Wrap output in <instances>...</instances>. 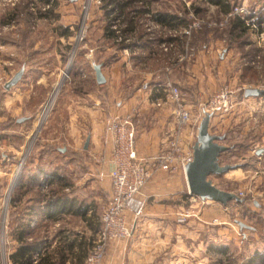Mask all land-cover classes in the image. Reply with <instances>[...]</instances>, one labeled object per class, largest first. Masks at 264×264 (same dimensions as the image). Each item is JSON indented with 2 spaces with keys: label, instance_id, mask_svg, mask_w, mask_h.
Returning <instances> with one entry per match:
<instances>
[{
  "label": "crops",
  "instance_id": "0c3cea01",
  "mask_svg": "<svg viewBox=\"0 0 264 264\" xmlns=\"http://www.w3.org/2000/svg\"><path fill=\"white\" fill-rule=\"evenodd\" d=\"M133 1L142 3L145 0ZM193 1L152 0L160 9H135L130 7L131 2L123 1L120 13L129 19V24L148 18L158 34L150 37L145 34L134 48H116L113 44L96 46L91 49V55L85 52L77 60L76 69L82 75L79 77L89 79L83 81H91L95 87L84 91L66 89L58 100L57 114L42 130L38 152L31 159L34 168L28 169L29 173L36 171L34 177L41 187L40 199L29 196L27 185L21 187L22 192L14 194L13 208L25 204L24 220L29 219L27 240L33 243L31 264H86L93 252L100 228V220H95L97 199L101 194L106 199L111 190L113 141L107 127L113 116L133 112L138 122V155L151 157L158 154L167 148L168 139L177 126L172 102L162 107L154 106L155 98L162 95L166 83L180 87L190 109L191 102L186 100L187 91L184 93V89L199 87L204 94L201 98H205L208 91H215L224 82L226 69L235 63L241 65L246 60L244 54L247 50L261 46L256 34L240 18H235L231 21L233 41H227V37L212 31L197 41L195 48L198 51L193 58L180 61L179 53L182 56L188 50V40L183 32L186 22L173 7L179 2L191 10ZM202 2L207 15L214 11L221 17L237 4L264 5V0ZM162 5H169V8L164 10ZM16 15V9L6 11L0 8V24H11L8 18ZM11 29L8 38L0 35V81L3 75L14 72L12 77L22 66H25V73L15 86L6 89L8 92L4 98L0 84V121L4 112L38 113L44 103V99L40 100L38 96V89L45 88L48 94L56 74V69L50 68L46 59L47 49L40 38L43 35L24 40L22 33L26 29L23 25H13ZM249 34H252V40L251 35L245 39ZM60 35L65 36V33L60 32ZM95 63L102 64L106 77L103 84L97 81ZM17 66L20 67L17 69ZM239 71L243 76L246 74ZM239 73L236 72L235 77ZM139 81L144 87L138 86ZM215 117L211 120L212 126ZM188 135L185 133L189 143ZM88 136L90 142L86 149ZM5 141L0 132V147H5ZM45 159H48L47 164L44 162L39 166V161ZM48 183L57 185L52 191L67 198L58 201L56 207L47 206L51 192L44 191V188ZM82 192L93 195L86 198ZM188 196L183 170L174 173L160 170L153 174L131 201L128 215L134 225L133 234L129 238L112 240L101 264H262L255 255L243 253L240 248L242 238L229 220H207L211 216L209 210H218L220 202L208 200L200 218L178 220L179 212L194 205ZM38 207H41V213L30 216V210ZM71 217L76 220H69ZM39 224L43 229L41 233L35 232ZM15 241L11 253L16 249ZM36 258L38 262H35Z\"/></svg>",
  "mask_w": 264,
  "mask_h": 264
},
{
  "label": "rangeland",
  "instance_id": "374dc122",
  "mask_svg": "<svg viewBox=\"0 0 264 264\" xmlns=\"http://www.w3.org/2000/svg\"><path fill=\"white\" fill-rule=\"evenodd\" d=\"M123 1L131 2V0H0L1 9L4 8L6 11L17 10L16 16L8 18V22H11V24H0L1 37L8 38L10 29L17 24L23 25L26 29L25 33H22L24 40L31 39L34 35L37 38L39 34L43 35L40 38L47 49L46 59L49 61L50 68L56 69V74L53 75L55 80L50 85L48 94L45 88L38 89L40 100L44 99V103L38 113L4 112L3 119L0 121V132H2V137L6 139L5 147H0V264H10L9 254L16 245L14 229L20 221L25 219V204L13 208L14 202L11 199L14 194L22 192L24 189H21V187L27 185L28 189L30 188L29 196L40 199L41 194L39 192L41 187H39L37 179L34 177L36 171L29 173L28 169L34 168L32 167L31 159L38 152L37 148L43 135L44 126L57 114L56 107L59 98L66 89L74 88L75 90L81 89V91H84L85 88L94 89L95 87L93 82H86L89 79L79 77V75H82L76 69L77 60H80L85 52L90 53L91 49L96 48V46L103 47L113 44L116 48H124L126 46H133L134 48L139 38L145 34L149 37L153 34H158V30L152 27L153 24L150 20L148 21V18H145L146 20L142 22L136 21L133 25L129 24V19L123 16V12L120 13V6ZM193 2V10H189L179 2L176 7H173L186 22L184 23L183 32L189 25L197 24L190 35H186L188 50L187 54L184 53L182 56L179 53L180 61L185 58H193L198 51L195 48L198 44L197 41L212 31L213 33L219 32L222 36L224 35L227 37V41L231 42L234 40L231 32V21L236 17H231L223 27L219 24L210 26L208 23L224 21L225 18L214 11H210V14L207 15L206 7L203 5L202 0H194ZM131 3L130 7H135V9L137 7L160 9L157 5H154L152 0H149L148 4L146 0L142 3L138 1ZM47 4L50 7H47ZM162 6L164 10L167 7L169 8V5ZM115 25L120 29V35L129 39L128 43L116 40L117 33L113 28ZM60 32L67 34L61 36ZM249 37L251 40L253 39L252 34L246 35L245 39ZM260 45L259 48H251L245 52L246 60L244 63L242 62L241 65L235 63V66L233 65L229 70L226 69L224 82L215 91L205 92L207 94L205 98H201L204 94L199 87L191 90L189 88L188 90L184 89V93L185 90L187 91V95L185 94L186 100L191 102V108H187L191 112L192 120L183 127L184 133H186V136L188 133V138L190 139L188 143L186 137H184L185 145L183 146V151L191 149L194 140H197L198 126L202 119L203 107L206 102L219 91L225 89L233 91L235 106L233 111L225 114L221 112H218L217 115L214 114L216 116L215 123L210 128L212 133L226 136L222 143L228 145L230 149L222 153L220 159L222 164H231L233 168L224 174L212 175L211 178L219 187L237 193L244 201L238 203L233 200L226 206L218 203L220 210H209L211 216H208L209 219L207 220H229L242 238L240 248L244 254L249 256L264 252V94L259 97H245L247 88L264 89V44ZM91 58L92 56L88 60L91 61ZM19 67L17 66V69ZM88 67H92L90 62H88ZM239 69L246 74L243 76ZM236 72H240L237 75L238 77L234 75ZM13 73L11 72L8 76L3 75L0 81L3 98L4 94L8 92L5 88V83ZM61 81V85L57 87ZM140 81L138 86L144 87ZM55 91L57 92L53 105L49 108L46 119L43 120L42 116L45 115L46 108H48L52 94ZM165 95L166 93L163 91L162 95L158 97ZM169 103L167 102L168 105ZM154 106L159 107L155 104ZM22 118L23 120L19 121ZM176 129L179 130L178 127ZM259 150H262V152L258 153ZM46 160L48 159L39 161V166ZM29 176L33 177L30 179ZM72 178L75 179V176H72ZM56 188L57 185L52 186L48 183L44 191L51 192ZM81 194L86 198H90L93 195L89 192H82ZM100 194L101 192L99 191L98 195ZM106 196L105 199L101 194L99 199H97L98 208L95 212V220H100L99 230L102 227V218L111 200V190L110 194ZM191 202L194 205L188 208L191 216L187 220L190 217L200 218L208 200L202 201L198 198ZM129 209L130 206L127 209L128 220ZM188 209L179 212L178 220H181V214ZM69 220H76V218L71 217ZM238 221L244 222L251 228H241ZM41 229V224H39L35 232L41 233L43 230Z\"/></svg>",
  "mask_w": 264,
  "mask_h": 264
},
{
  "label": "built area",
  "instance_id": "2783aa9c",
  "mask_svg": "<svg viewBox=\"0 0 264 264\" xmlns=\"http://www.w3.org/2000/svg\"><path fill=\"white\" fill-rule=\"evenodd\" d=\"M47 7L50 5L47 4ZM263 16L264 5L253 7L237 4L226 14L224 21L208 24L210 26L219 24L223 27L231 17L240 18L256 34L259 43L264 44ZM194 26L197 24L189 25L184 32L185 35H190ZM113 28L117 33L116 40L128 43L129 39L120 35L118 26L115 25ZM164 91L166 95L157 97L154 103L159 107L167 102L174 104L173 114L179 130L176 129L168 139L167 148L162 152L151 157L138 155L136 149L138 122L133 112L115 115L108 124L107 129L113 141L110 158L111 200L102 218V227L98 231L94 250L86 264H101L112 240L129 238L133 234L134 225L128 220L127 209L153 174L160 170L170 173L178 170L185 172L186 164L193 159V148L183 151L185 145L183 127L192 120L191 112L184 103L182 91L178 85L167 82ZM234 107L233 91L225 89L217 92L206 102L203 112L211 111L215 115L218 112L225 114L233 111ZM188 197L191 201L199 198L190 192ZM189 216L191 212L188 209L181 214L180 219L184 221ZM35 262H38V258Z\"/></svg>",
  "mask_w": 264,
  "mask_h": 264
},
{
  "label": "water",
  "instance_id": "95a60500",
  "mask_svg": "<svg viewBox=\"0 0 264 264\" xmlns=\"http://www.w3.org/2000/svg\"><path fill=\"white\" fill-rule=\"evenodd\" d=\"M75 1V0H73ZM97 81L99 84L106 82V77L102 70V64H94ZM25 73V66H22L6 83L5 88L11 89L22 78ZM264 89L247 88L245 96H262ZM214 113L204 111L200 124L198 126L197 140L193 145V159L185 166V174L188 183L189 192L198 196L201 200H214L223 205H228L229 202L235 200L238 203L244 201L237 193L227 191L219 187L211 178L212 175H221L233 168L231 164L221 163V154L228 151L230 147L222 141L226 138L225 135L212 133L210 131L211 120ZM47 117V115H46ZM46 117L43 119L45 120ZM23 120L20 119L19 121ZM36 135V134H35ZM35 137V136H34ZM90 142L88 136L85 148L87 149ZM259 150L258 153H261ZM241 228H251L242 221H238Z\"/></svg>",
  "mask_w": 264,
  "mask_h": 264
},
{
  "label": "trees",
  "instance_id": "16d2710c",
  "mask_svg": "<svg viewBox=\"0 0 264 264\" xmlns=\"http://www.w3.org/2000/svg\"><path fill=\"white\" fill-rule=\"evenodd\" d=\"M162 16H164V14H162ZM32 177L33 176H31L30 179ZM67 184L68 183H66V185ZM66 199L67 198L64 199L63 195H57V191H51L50 197L47 201V206L56 207L58 205L57 204L58 201H64ZM12 200L14 202L16 198H14L13 196L11 201ZM33 213H37V214L41 213V207L30 210V216H32ZM29 228L30 227H29V219H28V220L20 221L19 224L14 229V238L17 240V246L15 251L9 255L11 264H31L30 253L33 250V243L27 240L28 234H30ZM255 259L258 260L260 263L264 264V252L261 254L259 253L255 254Z\"/></svg>",
  "mask_w": 264,
  "mask_h": 264
},
{
  "label": "bare ground",
  "instance_id": "6f19581e",
  "mask_svg": "<svg viewBox=\"0 0 264 264\" xmlns=\"http://www.w3.org/2000/svg\"><path fill=\"white\" fill-rule=\"evenodd\" d=\"M70 62H71V61H70ZM62 81H63V80H62ZM62 81H61V82L58 84V86H57V87H59V86L61 85ZM55 88H56V87H55ZM57 89H58V88H57ZM58 90H59V89H58ZM56 92H57V91H55V92H54V94H52L53 96H52V98H51V100H50L49 106L47 105V106H48V108H46V107H45V108H46V112H45V110H44V112H45V115H44V116H42V117H43V119L46 117V115H47V112H48L49 108L51 107V105H53L52 103H53V101H54V98H55ZM45 108H44V109H45ZM40 117H41V116H40ZM40 122H41V121H40ZM23 158H24V157H23Z\"/></svg>",
  "mask_w": 264,
  "mask_h": 264
}]
</instances>
